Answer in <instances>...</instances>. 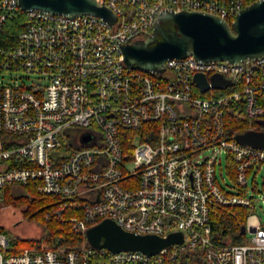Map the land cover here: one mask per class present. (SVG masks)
Here are the masks:
<instances>
[{
    "label": "built area",
    "instance_id": "obj_1",
    "mask_svg": "<svg viewBox=\"0 0 264 264\" xmlns=\"http://www.w3.org/2000/svg\"><path fill=\"white\" fill-rule=\"evenodd\" d=\"M96 1L114 21L0 0V72L37 77L0 81V187L32 184L58 195L45 217L67 220L82 237L7 254L0 233V264H264V225L246 237L243 223V241L228 243L210 222L214 205L253 210V192H264V148L235 138L238 122L264 130V56L233 63L189 54L155 72L129 68L121 50L151 33L162 10H199L231 23L254 0ZM18 9L21 27L8 36ZM213 75L228 84L213 86ZM104 218L140 234L180 232L182 240L153 254L95 248L85 231Z\"/></svg>",
    "mask_w": 264,
    "mask_h": 264
},
{
    "label": "water",
    "instance_id": "obj_2",
    "mask_svg": "<svg viewBox=\"0 0 264 264\" xmlns=\"http://www.w3.org/2000/svg\"><path fill=\"white\" fill-rule=\"evenodd\" d=\"M23 10L40 9L60 14H93L109 22L112 11L96 0H18ZM124 63L129 68L160 72L166 59L193 55L200 60L241 62L264 56V0L245 5L231 23L215 14L199 10H162L147 36L121 46ZM193 78L200 90L207 89L202 73ZM228 84L219 75L212 76V85ZM238 142L264 148V130H245L235 134ZM88 135L82 137L83 141ZM244 231V227H242ZM86 240L95 248L112 252L140 250L153 254L171 243L181 242L180 232L165 237L140 234L123 229L110 218H104L85 231Z\"/></svg>",
    "mask_w": 264,
    "mask_h": 264
},
{
    "label": "trees",
    "instance_id": "obj_3",
    "mask_svg": "<svg viewBox=\"0 0 264 264\" xmlns=\"http://www.w3.org/2000/svg\"><path fill=\"white\" fill-rule=\"evenodd\" d=\"M23 19V11L18 9L13 17L8 19V36H11L9 32H17L21 27ZM246 125L243 123H237L235 128L237 132L246 130ZM18 185L25 189V192H13V186ZM58 195L42 194L36 191L32 184L19 185L11 184L0 187V206L5 203H13L16 205H22L23 213H31L36 216L37 219L43 223V228L39 235L35 238L26 239L27 245H38L43 242L45 245H49L55 241L56 238H61L64 243L71 244L78 242L82 237L72 229L70 223L67 220H61L53 215L46 218L45 215L54 206L58 204ZM251 211L250 209L240 206L222 207L214 205L211 209L210 222L217 231L216 239L220 240L222 237H226L228 243H240L244 239L240 231V227L245 221V215ZM71 210H65L64 217L71 215ZM63 217V218H64ZM1 229V228H0ZM1 231V230H0ZM1 233V232H0ZM18 240H8L7 254L17 253L21 251L25 246H18Z\"/></svg>",
    "mask_w": 264,
    "mask_h": 264
},
{
    "label": "rangeland",
    "instance_id": "obj_4",
    "mask_svg": "<svg viewBox=\"0 0 264 264\" xmlns=\"http://www.w3.org/2000/svg\"><path fill=\"white\" fill-rule=\"evenodd\" d=\"M5 78V79H4ZM0 81L4 82H15L16 84H29L31 82H36L37 77L33 74H21L19 76L9 78L7 73L0 72ZM204 95V94H202ZM207 95V93H206ZM242 124V123H241ZM244 125V123H243ZM71 133H73L74 137L79 135L80 129L77 127L71 128ZM134 142L137 143V137L134 139ZM222 167H223V176L225 181L228 185H231L232 180L230 175L225 171V154L222 153ZM217 166V175L220 180V174L218 172ZM261 174L262 170H260L256 175L257 185H260L261 182ZM249 186H251V179L252 175L249 176ZM13 192H25V189L15 185ZM250 193L252 191L249 189ZM253 196L255 198V206L254 209L249 211L245 215V236L248 237L253 233L255 228L260 225H264V192H253ZM23 204L16 205L13 203H5L0 206V232L3 233L7 240L17 239V247L18 246H25V247H32V246H40L44 245L43 242H38L40 244L35 245H27L26 239L28 238H35L39 235L43 228V223H41L36 216H33L31 213H23ZM46 245V244H45ZM24 247V248H25Z\"/></svg>",
    "mask_w": 264,
    "mask_h": 264
}]
</instances>
